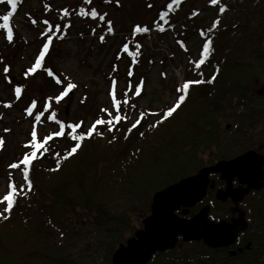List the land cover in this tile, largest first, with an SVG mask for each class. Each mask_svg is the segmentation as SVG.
<instances>
[{"label":"rangeland","instance_id":"obj_1","mask_svg":"<svg viewBox=\"0 0 264 264\" xmlns=\"http://www.w3.org/2000/svg\"><path fill=\"white\" fill-rule=\"evenodd\" d=\"M167 1L91 0L89 4L87 0H20V10L8 15L7 21L3 19L4 6H0V139L4 141L0 147L1 211L7 206L5 197L12 195L11 185L16 186L17 192L26 187L28 180L24 178V173L29 174L32 166L40 173L47 172V168L38 166L41 155L37 150L41 149L39 145L46 142V150L51 148L53 158L58 161L69 148L73 137L78 138L76 130L79 128L88 133L95 127L92 133L95 134L105 124H97L98 120L116 122L119 117L120 124H124L123 134H109L114 132L111 127L105 133L100 145L103 150L111 149L106 157L117 158L111 151L118 153L122 150L123 157L127 158L130 151L139 149L142 159L145 158L150 136L137 142L130 131L137 129L144 122L140 117H146L148 113L149 125L155 126L154 122L163 121L160 116L154 117L155 114L168 112L169 108L178 104L177 84L188 78L191 63L201 58L199 47L204 42L203 38H210L208 33L211 31L214 35L220 33L211 39L216 47L215 51L208 52L211 55L220 56L217 50L237 41L250 52L255 48H264L262 0H221L217 5L213 0H183L180 16L174 26L160 30L156 28L155 17L157 10ZM257 6L263 10L250 16L248 9L255 10ZM92 10L99 16L93 18ZM84 12L88 15H83ZM109 21L112 31L108 28ZM197 25L204 31L196 32ZM136 26L149 30L135 32ZM9 27L12 28L11 42L7 38ZM49 27L52 31H49ZM240 27H243V31ZM237 28L239 30L235 32ZM227 29L233 35L228 33L225 36ZM259 38L262 43L257 41ZM49 40L52 44L41 68L30 72ZM259 70L261 76L248 92L247 107L238 105L234 97L231 105L237 110L232 109L229 116L216 119L221 127L219 136L226 138L223 140L225 145L204 151L200 165L210 166L219 160L237 157V153L227 158L223 154L233 147L236 150L239 145L248 144L254 149L264 145V62ZM49 76L56 81L59 78L58 83L55 81L58 86L46 84ZM71 85L76 87L71 88ZM17 88L21 89L19 97L15 91ZM69 89H72L71 94H68ZM117 103L120 105L119 111ZM255 111L261 112V118L255 120L258 121L256 124L250 122ZM33 132L36 133L35 139ZM226 142L229 144L226 145ZM33 150H37L38 161L34 162L35 158L30 165L22 164V160L30 157ZM13 164L19 167H11ZM98 166L97 171L87 172L83 186L90 184L95 188L96 198L91 197V208L97 203L104 205V223H97L93 218L92 215H98L96 212L92 214L90 210L78 208L75 231L69 230L64 238L46 231L42 238L43 242L54 240L56 254L64 259L76 260L79 264H101L104 251L108 252V244L104 243L107 236L104 226L119 228L113 217L123 214L128 217L129 226L120 231L124 239L133 237L142 228V220L150 213L154 195L152 191L140 198L127 181L116 186L112 173L118 164L103 166L99 163ZM211 179L215 182V189L209 188L204 198L209 199L208 202L214 197L218 184L225 187L218 174L212 175ZM240 213L248 221L247 214L238 212V215ZM178 214H181L180 211ZM193 215L189 210L187 218ZM210 215L211 212V219ZM195 242H181L176 249L182 250L187 244L185 250H194L197 248Z\"/></svg>","mask_w":264,"mask_h":264},{"label":"trees","instance_id":"obj_2","mask_svg":"<svg viewBox=\"0 0 264 264\" xmlns=\"http://www.w3.org/2000/svg\"><path fill=\"white\" fill-rule=\"evenodd\" d=\"M213 3L217 5L221 0L217 2L213 0ZM16 4V8H12L9 0H0V6H4L3 15L17 13L21 6L20 0H16ZM182 4L183 0L178 6L176 0H168L159 8L155 17L156 28L162 30L174 26L180 16ZM260 9L263 10L257 6L255 10L248 9V12L253 17L261 12ZM195 27L198 33L204 31L198 28L200 25ZM239 29L243 31V27ZM239 29L237 28L235 32ZM224 32L225 36L228 33L233 35L228 29ZM208 34L210 38H203L204 42L199 47L201 58L191 63L188 78L177 84L178 103L180 98L185 96L183 86L189 84L187 95L180 107L170 117L166 115L167 110L155 114L154 117L160 116L163 119L158 123L154 122L155 126L149 125L148 113L145 118L140 117L144 122L137 129L130 131L132 137L137 138V142H142L150 136L151 141L145 158L142 159L139 149L130 151L131 154H128L127 158L123 157L122 150L118 153L111 151L117 158L105 156L111 150H103L100 145L105 133L110 127L114 132L109 134L124 133V124L108 119L104 120L105 124L95 134L78 128L75 132L78 138L73 139L71 143L69 141V148L58 161L53 158L51 148L46 150V142L42 144L41 149L37 148L41 155L38 157L39 161L36 158L34 162L38 161V166L47 168V172L40 173L32 166L28 174L32 190L28 191L27 182L26 187L15 195L11 212L0 210L7 217L0 219V264H79L76 260L64 259L56 254L54 240L49 243L43 242L42 238L47 234L46 231L55 235L57 233L61 238L66 237L65 233L69 230L75 231L78 208L90 210L92 214L96 212L98 215H92L93 218L97 223H104V205L97 203L93 209L91 208V197L96 198L95 188L90 187V184L83 186L87 172L97 171L99 163L103 166L108 163L118 164L112 173L116 186L117 183L127 181L132 191L140 198L194 175L205 166L200 165L203 152L212 147H221L223 140L226 139L219 136L221 127L216 119L220 116H229L232 109L237 110L231 105L234 97L241 107L246 104L249 100L248 92L259 80L261 76L259 67L264 62V48H255L250 52L244 50L242 48L244 45L239 41L229 46L223 44L225 47L217 50L220 56L209 53L205 55L206 48L209 51L216 50L213 43L209 46V41L215 36L218 37L220 33L214 35L211 31ZM261 40L259 38L257 41L262 43ZM50 76L46 78V84L58 86L55 84L56 79L52 76L53 80ZM58 80L57 77L56 83ZM197 81L203 82L196 83ZM253 113L255 115L250 122L261 118L260 111ZM150 117L153 116L150 114ZM232 143L235 144L234 141ZM227 144L229 143L226 142ZM77 145L79 147L75 154H71ZM235 148L223 154V157L227 158L234 153L241 154L252 146L244 144L234 150ZM37 150H34L36 154ZM82 196L84 197L81 198ZM246 214L249 226L232 247L213 249L203 242H195L197 248L194 250H185L186 244L182 250L157 252L148 264H264V188L256 195V203L248 208ZM210 216L213 220H228L232 214H228L225 209L212 208ZM113 218L116 223L118 222L119 228H111L105 224L107 236L104 243L108 244V252L104 251L101 264H112L113 253L127 240L120 230L124 231V227L129 226L130 219L124 214ZM57 245L58 243L55 244Z\"/></svg>","mask_w":264,"mask_h":264},{"label":"water","instance_id":"obj_3","mask_svg":"<svg viewBox=\"0 0 264 264\" xmlns=\"http://www.w3.org/2000/svg\"><path fill=\"white\" fill-rule=\"evenodd\" d=\"M71 93L72 89L68 91ZM214 174H219L226 183L223 190L217 191L216 198L231 199L237 204L251 190L264 188V155L249 150L233 159L219 160L155 192L142 228L113 253L112 264H147L156 252L179 246L180 238L183 242H203L213 249L235 244L239 233L248 228L243 216L215 222L209 218L210 206L205 205L187 218L189 210L204 200L209 188L214 189L215 182L211 179ZM235 181L239 187L234 186ZM181 209L182 216L178 214Z\"/></svg>","mask_w":264,"mask_h":264},{"label":"snow or ice","instance_id":"obj_4","mask_svg":"<svg viewBox=\"0 0 264 264\" xmlns=\"http://www.w3.org/2000/svg\"><path fill=\"white\" fill-rule=\"evenodd\" d=\"M21 2H22V0H21ZM87 2L90 4V3H91V0H87ZM180 2H181V0H176L177 6H178V4H179ZM9 3H11L12 8H16V6H17V4H16V0H9ZM225 10H226V9H225ZM65 14L67 15V12H66ZM82 14H83V15H88L87 12H84V13H82ZM91 16H92L93 18H96L97 16H99V13H97L95 10H92V11H91ZM100 18L103 19V17H100ZM3 19H4L5 21H7V20H9V17L4 16ZM46 23H47V22H46ZM216 23H218V21H217ZM108 28H109V31H112V27H111V22H110V21L108 22ZM148 30H149V29H148L147 27H145V28L142 29L140 26H136V27L134 28V31H135V32H141V31L147 32ZM49 31H52V28H51V27H49ZM7 38H8V40H9V42H11V40H12V28H11V27L8 28ZM61 38H62V37H61ZM51 44H52V41L49 40V41H48V44L45 45V47L43 48V52L40 54L39 59L36 61V63H35V68L31 69L30 72L34 73V72L36 71V69L41 68V63L44 61V59H45V54L48 53V51H49V45H51ZM210 45H211V41H209V46H210ZM124 50H125V52H127V51H128L127 47H125ZM208 51H209V49L206 48V49H205V55L208 54ZM201 63H203V61H201ZM5 71H8V69H5ZM202 82H203V81H197L196 83H202ZM75 87H76L75 85H71V88H75ZM188 88H189V84H185V85L183 86L185 96L187 95V90H188ZM113 89H115V82H113ZM15 91H16V95H17V97H19V96H20V93H21V89L17 88ZM136 94L139 95V94H140L139 91H137ZM65 95H67V93H65ZM185 96H182V97L180 98V103L176 104L175 107H173L171 110H169V111L167 112L166 115H167L168 117H170V116H171V115H172V114H173V113H174V112L180 107V104L183 103ZM61 98H63V97H61ZM115 99H116L115 91H113V100H115ZM125 103H126V101H125ZM8 106L10 107L11 105H8ZM33 106H34V105H33ZM116 108H117L118 111L120 110V105H119L118 103H117V105H116ZM29 115H31V113H29ZM116 122H117V123L119 122V117H117ZM104 123H105L104 120H98V121H97V124H99V125H102V124H104ZM91 131L94 132V131H95V127H93V129H92ZM58 135H63V133H58ZM32 136H33V139H35V138H36V133L33 132V133H32ZM75 138H76V137L74 136L73 139H75ZM80 139H84V137H80ZM3 144H4V141H3L2 139H0V147H2ZM39 147L42 148L43 145H39ZM78 147H79V145H77L75 148H73L72 151H71V154H75V152H76V150H77ZM35 158H36V153L33 152V153H31V156H30V157H27V156H26V157L22 160V164H24V165H30L31 162H32V160L35 159ZM11 167H13V168H18L19 165H17V164H13V165H11ZM24 178H25L26 180H28V173H27V172L24 173ZM10 187H11L12 195H8V196L5 197V200L7 201V206H6V208L4 209L5 212H9V213L11 212L12 207L14 206V203H15V201H14V199H13V196H14L15 194H17L16 186L13 184V185H11ZM31 190H32V184H31V181L29 180V181H28V191H31ZM21 191H22V189H21ZM0 203H3V201H0ZM6 218H7V217H6L2 212H0V219H6Z\"/></svg>","mask_w":264,"mask_h":264},{"label":"flooded vegetation","instance_id":"obj_5","mask_svg":"<svg viewBox=\"0 0 264 264\" xmlns=\"http://www.w3.org/2000/svg\"><path fill=\"white\" fill-rule=\"evenodd\" d=\"M258 121H253V123H257ZM248 150H254V151H256L257 153H259V154H262V155H264V145H260L257 149H254V148H250V149H248ZM247 150V151H248ZM247 151H245V152H247ZM245 152H243V153H245ZM243 153H241V154H243ZM241 154H239V155H241ZM238 155V156H239ZM233 159V158H232ZM215 175V174H214ZM219 175V174H218ZM219 177H220V175H219ZM225 183V182H224ZM225 186H226V183H225ZM234 186L235 187H239L240 186V184L237 182V181H235L234 182ZM218 188H221L222 190L225 188V187H222V185H220V184H218ZM262 190V189H261ZM261 190H251V192L247 195V196H245V198L242 200V201H240L239 202V205L241 206L239 209H238V211H237V213H232V216H231V218H229L228 220H225V221H231L232 219H234V218H237V217H239V216H242V214L240 213L239 215H238V212H242L244 215L246 214V211L248 210V208L249 207H251V205H253L254 203H256V195L261 191ZM216 191H214V197H216ZM248 207V208H247ZM231 211H233V207H231ZM234 214V215H233ZM238 215V216H237ZM235 216H237V217H235ZM242 233V231L239 233V234H241ZM181 239V238H180ZM181 241V240H180ZM182 242V241H181ZM180 242V243H181ZM236 243V242H235ZM234 245V244H233ZM180 247V246H179ZM228 248V247H227ZM231 250V249H230ZM231 251H233V250H231Z\"/></svg>","mask_w":264,"mask_h":264},{"label":"bare ground","instance_id":"obj_6","mask_svg":"<svg viewBox=\"0 0 264 264\" xmlns=\"http://www.w3.org/2000/svg\"><path fill=\"white\" fill-rule=\"evenodd\" d=\"M215 189V187H214ZM212 189V190H214ZM221 188H216V192L218 190H220ZM211 198V197H210ZM209 200V199H208ZM208 200H203L201 202H199L198 204H196L193 208L190 209V212L192 213H197L203 206L205 205H209L210 206V211L212 210V208L214 209H220V210H226L227 213H237L238 209L241 207L239 205V203L235 204L231 199H228L227 201H221L219 199H217L216 197H212V199L210 200V202H208ZM231 207H233V211H231ZM233 214V215H234ZM233 245L231 246H228V247H232ZM227 248V247H226Z\"/></svg>","mask_w":264,"mask_h":264}]
</instances>
